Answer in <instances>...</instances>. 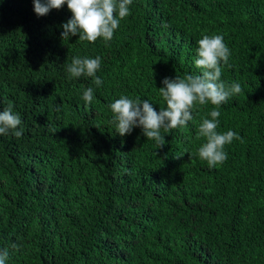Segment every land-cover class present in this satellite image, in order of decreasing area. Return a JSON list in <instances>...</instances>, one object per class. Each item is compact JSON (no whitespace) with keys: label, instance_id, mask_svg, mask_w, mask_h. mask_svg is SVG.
Returning <instances> with one entry per match:
<instances>
[{"label":"trees","instance_id":"obj_1","mask_svg":"<svg viewBox=\"0 0 264 264\" xmlns=\"http://www.w3.org/2000/svg\"><path fill=\"white\" fill-rule=\"evenodd\" d=\"M113 38H62L64 4L0 0V111L21 117L0 135V250L6 264H264V0H133ZM167 24L165 28L163 25ZM222 35L221 79L242 92L219 107L217 132L241 140L209 168L197 104L185 127L121 136L108 104L122 95L159 112L164 78L199 74L197 41ZM101 57L96 76L69 78L74 57ZM93 88L86 106L83 91ZM17 248H13V245Z\"/></svg>","mask_w":264,"mask_h":264},{"label":"clouds","instance_id":"obj_2","mask_svg":"<svg viewBox=\"0 0 264 264\" xmlns=\"http://www.w3.org/2000/svg\"><path fill=\"white\" fill-rule=\"evenodd\" d=\"M132 2L133 0H33V5L34 12L43 16L50 9H59L67 4L72 15L62 25V38L68 40L69 36L78 34L80 41L94 43L98 39L108 42L113 38L121 20L130 14L129 5ZM163 27L167 28L168 25ZM197 45L194 66L199 74H185L173 79L166 77L162 80L163 87L158 88V91L166 103L165 108L157 112L147 99H130L123 95L107 107L113 114L110 123L114 125L115 132L123 136L131 133L134 127H140L143 135L160 148L166 143L161 130L168 133L172 129L185 127L193 120L194 106L210 103L213 106L209 113L211 119L203 118L196 134L197 139L203 138L205 141L198 148L197 155L209 168H213L227 159L224 150L226 145L233 140L242 142V138L232 130L217 132L219 107L229 98L240 94L242 88L235 81L228 83L221 79L222 66L228 65L231 54L222 35H203ZM100 67V56L74 57L66 70L69 78H92V83L98 87L102 84L101 78L96 76ZM81 99L86 106H90L94 99L93 88L84 90ZM21 123V117L13 111L12 104L0 111V135L11 133L17 138L21 137L23 130H16ZM12 247L18 246L14 244ZM8 257L7 250H0V264H6Z\"/></svg>","mask_w":264,"mask_h":264}]
</instances>
